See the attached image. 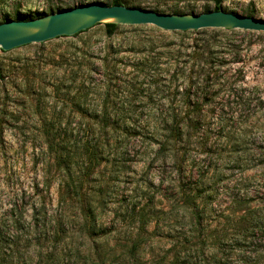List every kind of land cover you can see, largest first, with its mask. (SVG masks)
I'll return each instance as SVG.
<instances>
[{
    "label": "rangeland",
    "instance_id": "rangeland-1",
    "mask_svg": "<svg viewBox=\"0 0 264 264\" xmlns=\"http://www.w3.org/2000/svg\"><path fill=\"white\" fill-rule=\"evenodd\" d=\"M122 1L129 8L162 14L177 11L178 15H198L213 9L212 0ZM109 2L0 0V23L15 15L46 16L58 8L109 6ZM221 8L264 19V0H225ZM221 31L223 37L233 39L221 40V46L238 47L241 56L240 63L229 66L222 77V82L228 80L241 86L235 89L237 94H218L210 108L215 109L220 120L206 121L200 135L178 145L175 153H156V141L143 139L124 163L114 161L121 168L119 163L107 162L104 156L82 190L88 196L92 192L104 193L101 203L92 207L105 235L89 240L80 234L84 218L76 199L70 197L63 202L67 180L54 166V154L47 150L42 134L44 113L40 111L49 106L56 112L64 108V119L56 129H67L72 141L77 136L72 129L77 119H72L69 104L63 105L66 91L53 92L51 86L66 78L71 69L64 60H70V64L73 57H98L109 44L121 45L117 58H122L118 66L124 73L131 71L134 59L142 57L136 54L139 49H129L126 43L143 42L148 36L153 37L154 51L163 54L161 62L172 61L165 45L176 43L180 36L149 25H123L114 38L107 40L101 24L77 37L0 51V264H43L50 259L64 264L67 260H62L63 256L72 257L78 249L93 247L114 249L118 254L120 245L128 243L136 233L131 219L139 215L150 221L145 259L186 241L180 248L186 247L201 264H264V34ZM29 66L36 68L32 75L25 73ZM171 75L169 71L160 77L170 92L174 86ZM121 79L127 80L124 76ZM140 98L134 103L139 107L169 104ZM246 98L253 101L246 103ZM195 183L201 196L197 201L200 220L196 230L190 225V210L180 199L181 188H192Z\"/></svg>",
    "mask_w": 264,
    "mask_h": 264
},
{
    "label": "trees",
    "instance_id": "trees-1",
    "mask_svg": "<svg viewBox=\"0 0 264 264\" xmlns=\"http://www.w3.org/2000/svg\"><path fill=\"white\" fill-rule=\"evenodd\" d=\"M224 1L212 0V11L222 9L221 5ZM108 5H124V3L122 0H110ZM61 10L64 9L58 8L55 11L51 10L50 13ZM170 14L180 13L174 11ZM43 16L15 15L12 20L28 21ZM245 16L253 17L252 14ZM5 21L8 19L1 23ZM102 25L107 40L114 38L119 26H122L113 23ZM86 31L71 37H77ZM223 31L234 34L232 33L234 30ZM221 32V30L208 29L173 32L180 37L176 43L165 45L168 49L167 54L172 59L166 63L161 62L163 54L154 51L156 47L153 37L148 36L143 42L126 43L129 49H144L142 52L139 50L136 52L142 57L134 59L135 64L130 65L131 71L127 73L118 66L122 61V58H117L121 53V45L104 46L98 57L85 54L88 60H85V57H80L78 60L73 57L75 60L70 64V60H64L65 64L71 65V69L67 72L66 78L53 84L51 88L57 93L66 91L63 105L69 104L68 109L72 119H77L72 128L76 131L75 140L68 139L67 129L63 131L56 129L64 119L62 116L64 108L56 112L55 107L44 106L42 111L40 102H37V108L41 110L40 113H44L41 127L47 150L54 154V166L64 174L67 180L63 202L70 197L76 199L79 214L84 218L80 234L85 239L105 235L98 226L92 207L94 204L101 203V195L104 193L92 192L89 196L82 193L84 183L99 169L104 156L107 157L106 161H112L113 165L119 163L114 161L124 163L123 160L135 152L143 139L149 142L156 141L158 145L156 153L172 151L175 153L178 145L200 135L206 121L220 120L215 109L210 108L211 105L217 100L218 94L236 95L235 89L241 87L234 86L233 82L228 80L222 82V77L227 75L229 66L240 63L241 56L237 50L238 47L231 44L221 46V40L233 41L231 38L223 37ZM243 32L250 36L256 34ZM144 51L148 53L144 54ZM93 59L97 60L98 64ZM63 65L61 63V66ZM25 70V73L32 75L36 68L29 66ZM169 71H172L171 76L174 81L171 92L169 86L163 85L160 79L162 74L167 75ZM121 76L127 80H122ZM139 78H143V82H138ZM72 92L74 93L70 96ZM140 97L148 101L165 100L169 104L167 107H139L134 103L140 102ZM258 100L262 101L260 98ZM249 101L251 103L253 99L246 98L245 102L249 103ZM120 163L118 168L123 167ZM180 193L182 204L186 205L193 217L190 218L192 221L190 225L196 227V230L200 220L199 204H197L201 197L200 194L198 195L199 185L195 183L192 188L185 190L182 187ZM44 207L42 205V208ZM138 217L131 219V223L136 225V233L128 238V243L120 245L118 254L114 249L108 251L94 247L78 249L72 257L63 256L62 260H67L64 264H116L118 262L119 264H201L197 258L191 256L186 247L180 248L186 241L174 245L162 254L154 255L152 259H145L144 248L149 238L146 235H148L147 227L150 221L145 216ZM2 245L3 241L0 238V250ZM56 263L57 260L54 259L43 262V264Z\"/></svg>",
    "mask_w": 264,
    "mask_h": 264
},
{
    "label": "water",
    "instance_id": "water-1",
    "mask_svg": "<svg viewBox=\"0 0 264 264\" xmlns=\"http://www.w3.org/2000/svg\"><path fill=\"white\" fill-rule=\"evenodd\" d=\"M153 26L166 32L240 30L264 33V19L241 16L222 9L201 14L173 15L124 5L86 4L28 21L0 24V50L7 52L29 44L71 37L97 24Z\"/></svg>",
    "mask_w": 264,
    "mask_h": 264
}]
</instances>
